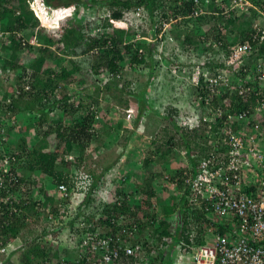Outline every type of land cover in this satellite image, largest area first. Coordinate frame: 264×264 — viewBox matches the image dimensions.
Returning <instances> with one entry per match:
<instances>
[{"label": "built area", "instance_id": "2783aa9c", "mask_svg": "<svg viewBox=\"0 0 264 264\" xmlns=\"http://www.w3.org/2000/svg\"><path fill=\"white\" fill-rule=\"evenodd\" d=\"M182 1L190 3L186 15L164 21L156 12L148 35L130 38L129 42L143 39L156 46L153 58L164 61L163 67L170 76L182 77L198 88L194 100L201 111L199 115L203 116L205 130L201 147L210 145L212 149L202 155L198 151L190 155L184 146L179 151L184 168L181 175L168 177L177 205L169 216L157 210L154 202L150 209L155 216L143 218L137 207L145 197L138 186H114L111 195L107 192L108 195L98 200L97 209L89 210L95 207V202H84L92 187V176L85 171L76 172L68 184L51 186L65 206L58 215L49 206L36 216L47 223V234L43 238L67 229L75 237L71 248L74 250L62 258H45L41 264H264V53H260L264 44V10L252 0ZM31 7L38 11L42 24L50 28L51 7L42 0H32ZM144 10L143 7L135 10V21L130 19L132 24L137 26L144 22ZM253 10L260 15L253 20L250 39L232 43L233 35L227 33L223 24L219 26L226 39L202 37L204 45L217 49L215 57L222 65H201L206 60L203 49L199 63L171 62L166 47L169 42H177L171 33L173 24L187 20L184 22L195 29L200 27L198 18L203 15L215 20L219 16L251 14ZM128 68L126 66L125 70ZM110 78H121V74L111 73ZM147 94L148 109L144 115L151 112L163 117L165 111L160 103ZM235 96L242 99V108L232 107L230 101ZM90 111L98 118L95 106ZM127 111L126 120L132 122L136 109ZM182 117L181 114L177 122L181 128L193 131L201 126ZM10 165L11 156L0 160V186H5V178H9L10 183L15 179ZM98 189L92 193L95 198L99 196ZM77 194H83V198L75 203ZM89 195L91 198V193ZM6 199L12 210L19 213L10 196ZM170 199L172 196L166 204ZM107 208L110 212H106ZM197 210L204 211L201 228L195 227L193 222L185 224L181 215L183 212L192 217ZM138 217L152 225L141 226ZM69 218L71 220L66 222ZM71 221L73 229L69 225ZM163 222L171 224L169 235L157 231ZM13 249L15 245L10 244L0 252L9 253Z\"/></svg>", "mask_w": 264, "mask_h": 264}, {"label": "trees", "instance_id": "16d2710c", "mask_svg": "<svg viewBox=\"0 0 264 264\" xmlns=\"http://www.w3.org/2000/svg\"><path fill=\"white\" fill-rule=\"evenodd\" d=\"M42 1L51 7L54 23V28L51 30L39 26V21L30 8L32 0H0V144L7 145L14 139L13 129L15 126L12 124L22 123L17 120L11 123L6 118L17 119L22 116V120L27 122L28 117L32 116L30 113H33L32 121L21 126L22 134L17 141L16 152H11L9 149L6 150V153L0 151V159L7 155L11 156V171L15 175V179L11 183L9 178H5V186H0V247L16 239L29 220L32 221L47 207L52 206L53 212L56 215L60 214L61 208L65 204L59 201L54 193L47 188L49 186H46L45 180H49L47 185L50 182L55 186L62 182L68 184L71 176L82 171L86 160V150L91 147L93 141L98 139V135L95 133L96 116L90 111L92 106L90 104L98 102L90 97L91 103H85L84 98H79L76 93L67 88L68 85L72 86L78 81V75L84 70L78 62L73 60H71L72 68H67L66 65L62 64L63 57H59L53 47L58 45V51L68 57L91 55L94 58L92 69L95 76L106 73L110 78L111 73H119L122 78L126 66H129L130 70L147 71L149 78L146 80V87L135 96L138 101L135 119V124H137L148 109L146 94L156 72L161 70L163 74L167 69L163 67L164 61L160 62L153 58L154 49H157L156 46L146 43L143 39L137 42H129L130 38L148 35L143 24L139 23L136 26L130 22L126 25L122 20L129 15L133 16L138 7H143L145 9L144 17L151 27L154 26L153 16L156 12L160 14L162 20L167 21L170 18L178 19L180 15H186L190 9L189 2H180V0ZM252 1L264 10V0ZM92 9H97L100 16L93 17L91 14L85 13ZM259 15L257 10H253L251 14H236L228 18L219 16L215 20L210 16L203 15L198 18L201 23L200 27L194 29L185 23L187 20H181L176 28L173 27L171 33L176 35L181 50L185 54H190L191 58L195 59L194 61L201 60L199 58L200 51L203 49L206 60L202 64L200 63L201 65H222L215 57V54L218 53L217 49L213 46L204 45L202 37L213 36L216 39H226L219 26L223 24L227 33L233 35L232 43L244 42L250 39L253 32L254 17ZM132 18L135 21V18ZM177 29L179 30L177 31ZM28 38H34L36 42L32 44V42L27 41ZM61 43L62 45H59ZM3 52H7V57H3ZM260 53H264V44L261 46ZM181 54L183 53L181 52ZM178 55L170 52L168 56H171L172 63L186 64L175 59ZM53 60H57L56 67L53 65L45 67L47 61ZM196 62L190 64H196ZM13 73L16 76H13ZM3 77L12 80L16 93L10 90L3 92L1 88ZM171 78L174 80L176 77L171 75ZM83 81L84 78H81V82ZM184 83L183 79H179V85L185 87ZM129 85V82L121 79L119 83H115V88L123 94L134 95L129 90ZM186 88L191 93L198 94V88H194L192 85ZM87 96L89 97V94ZM235 99L238 100L239 104L235 102ZM156 100L154 99V101ZM241 101L240 97L235 96L230 103L232 107L242 108L244 104ZM159 102L160 106L165 109L163 118L170 121L178 132L181 131L187 137L191 136V139L184 138L185 140H182L190 155L195 153L196 148H199L197 151L201 155L212 149L210 145L209 147L207 145L201 147L197 140H194L193 131L178 126L177 122L181 119V114L175 105L166 104L162 100ZM84 108L86 114L80 120L75 119L74 116L77 111H82ZM59 109H63L66 114L68 113L71 122L63 119L51 120V114ZM4 124L10 127L5 128L3 127ZM117 127L121 126L118 124ZM34 128L44 129V131L39 136L36 145L30 146L28 138ZM201 136L203 138V134ZM178 144L176 138L171 137L166 147L159 146L152 154L160 155L161 159L166 160ZM1 148L2 146H0V150ZM152 160L151 156L146 157V165L151 164ZM196 160L194 161L197 162ZM183 168L184 163L182 162L181 168L172 176L181 175ZM18 169L21 173L18 172ZM163 173L164 171L160 172V170L153 172L151 179L146 182V186H140L142 193L146 195L142 206L137 207L144 216L143 218L155 216V214H151L150 209L154 203L151 200L157 195L153 180ZM32 175L36 176L34 181ZM103 175L102 173L93 176L94 181L90 188L91 198H88L89 193L84 197V202H94L93 192L98 189L96 185ZM164 176L169 177L165 173ZM130 178V176H126L125 180H130ZM23 184L29 185L27 186L28 189L23 195L18 196ZM35 188L37 194L33 195ZM8 196H10L19 213L14 212L12 206L5 201ZM162 208L161 212L167 216L176 211L177 205L173 195L169 204L164 202ZM106 212H110L109 208L106 209ZM181 215L185 224L193 222L195 227H202L204 211L197 210L193 212L192 217L183 212ZM133 216L137 217L135 213ZM143 218L138 217L141 226L152 225L151 222L144 221ZM69 225L73 229L74 222L71 221ZM157 231H161L162 235H169L171 224L163 222ZM54 233L57 236L60 232ZM46 234L47 229L44 227L42 234L37 235V239ZM37 239L27 241L31 246L26 248L21 255V264H35L42 257L61 256L63 254L59 251L58 245L54 246L52 243H48L41 250ZM54 247L55 249L52 251Z\"/></svg>", "mask_w": 264, "mask_h": 264}, {"label": "rangeland", "instance_id": "374dc122", "mask_svg": "<svg viewBox=\"0 0 264 264\" xmlns=\"http://www.w3.org/2000/svg\"><path fill=\"white\" fill-rule=\"evenodd\" d=\"M87 13L91 14L93 17L100 16L98 15L97 9H92ZM132 17L133 16L129 15L122 21L126 25L130 24V19L134 20ZM146 20L147 19H144V22L142 24L144 26V29H146L148 32V29H150V24H148ZM179 24L180 22L173 24L174 28H176ZM179 29H177V31ZM174 37L176 40V35ZM27 41L32 42V44L35 43L34 38H28ZM59 45H62V43ZM57 46L58 45L54 46L53 49H55L54 51L59 55V57H63V65H66L67 68L70 69L73 65L71 60H73L78 62V64L84 70L83 73H80L78 75V81H76L75 84H73L72 86H67L69 91L76 93V96H78L79 98H84L85 103H91L89 99L90 97H93L98 102L90 104L92 106H95L98 110V118L95 119V124H97V126L95 127V133L98 135V139L97 141H93L91 143V147H88V149L86 150V160L83 164L82 171L92 174V181L94 180L93 176H96L101 172L104 173V176L98 184L99 189L97 192L99 196L97 198L94 197L95 207H93V205L89 210L93 211L97 209L96 204L98 203V200L104 198V195L106 196L107 192H110L111 195L113 193L112 189L114 188V186L144 187L146 186V182L151 179L153 172H157L158 170H160V172L164 171L165 175L171 176V174L173 173V168L175 167L174 165L180 161L178 153L183 147L182 140L188 138L191 139V136L187 137L181 131V133L178 132L176 128H174L172 123H170V121L165 120L163 117L157 116L155 113L149 112L145 115L143 124H139V126L135 128V130L131 133V136L129 138L131 141H129V144L125 145L124 142L126 141V134L118 129L119 127H117L116 123L118 122L116 121L118 119L119 121L122 120V122L126 120V116L128 113L127 110L129 108H134V110L137 109L138 101L135 96L139 94V92H141L144 87H146L145 83L146 80L149 78L147 71L139 72L137 70H130L131 68H128L127 70H124L122 78L118 79H111L107 76L106 73L95 76L92 69V63L94 58H92L91 55L80 57H68L58 51ZM166 49L169 53L174 52V55L176 54V56L179 54L178 57H176L175 59L182 63L194 65L190 63L196 62L194 61L195 59L193 60L191 58L190 54H185L181 50V46L178 42H169ZM181 52L183 54H181ZM3 57H7V52H3ZM51 65L56 67L57 60H53L51 62L47 61L45 67ZM57 69L59 70V68ZM13 76H16V74L13 73ZM175 77L176 80L174 79V81L172 80L170 73L167 70H165L163 74L161 70L157 71V73L155 74V78L153 79L152 85L150 84V86L153 87L152 89H149L150 92L147 95L151 99L154 98L158 101L162 100L166 104L171 103L173 105H177L179 113L182 114L183 117H188L186 120H188L189 123H201L200 127L193 130L194 135L192 134L193 136H195V138L192 136L194 140H197V142L201 145L203 144V138L201 135H204L205 131L202 125L204 121L202 119L203 116L199 115L198 108L195 105V94L191 93L186 88L189 87V84L182 77ZM81 78H84L83 82H81ZM121 79L130 83L129 90L134 95L123 94L120 90L115 88V83H119V80ZM179 79H183L185 81V87L183 85H179ZM1 81V88L3 92H5L6 90L14 91V93L17 92L15 91V86H13V82L11 79L3 77V80ZM135 83L137 85V88ZM81 88L86 89L82 90ZM88 94L89 97L87 96ZM85 112V108L82 111H77L74 116L75 119L80 120L83 115L86 114ZM30 114L33 116V113ZM32 116L28 117L27 122L32 121ZM55 119H63L67 122H71L70 118L68 117V113L66 114L63 109L56 110L51 114V120ZM6 120L11 123H13L14 120H17L22 123L12 124V126H15V129H13V133L15 134L14 139H12L7 145L0 144V146H2L0 151H2V153H6V150L9 149L11 150V152H16L17 141L19 140L22 134L21 126L27 122L22 120V116L17 119L6 118ZM127 123L128 121L126 122V124ZM8 126L9 125L4 124L3 127L9 128L10 126ZM43 131L44 129L39 128H34L31 131L28 138L30 146L36 145L37 141L39 140V136L42 134ZM171 137L176 138L179 144L172 150L166 160L161 159L160 155L152 154L154 151H156L157 147H166L168 140ZM198 149L199 148H196V151ZM145 156H151L153 158L151 164L146 165ZM110 165H113L111 169L107 171V173L106 171L104 172L106 167ZM18 172L21 173L19 169ZM164 173L163 175L157 176L156 179L153 180V186L155 187L157 195L155 198L152 199V201L155 200L156 209L160 211L163 209L162 204H164V202H166L170 198V196H172L171 194H173L172 191L169 189V186H171L169 179L164 176ZM126 176H130V180L123 181V178ZM35 179L36 176L32 175V180L34 181ZM45 181L46 186H49L47 185V182H49V180ZM27 186L29 185L23 184L20 187L21 194L19 193L18 196H21L23 195V193L26 192V190L28 189ZM50 191L52 192V190ZM36 192L37 189H33V195L37 194ZM142 194V197L144 196L146 198L144 193ZM77 196L78 198L75 199V203L82 200L83 194H77ZM62 215H59L58 217L61 218ZM69 220L71 219H67L66 222H69ZM44 227H47V223L45 221L38 220L35 217L32 221L29 220L28 224L25 226L22 233L16 238V240L12 242L10 241V244L14 243L19 246L18 249L15 250L12 254H9L8 251L0 252V264H21V255L23 254L26 248H29V246H31V244L29 243V245L27 241L37 239V235L42 234V229ZM51 238L52 239L50 240H52L53 242L60 243L62 249L67 246L70 248V250H74L71 248L73 246L72 244L75 237H72L71 232H69L67 229L62 230L60 235L53 236ZM10 244L9 242H7L6 246H9ZM1 248L3 247H0V249Z\"/></svg>", "mask_w": 264, "mask_h": 264}, {"label": "clouds", "instance_id": "9594fccd", "mask_svg": "<svg viewBox=\"0 0 264 264\" xmlns=\"http://www.w3.org/2000/svg\"><path fill=\"white\" fill-rule=\"evenodd\" d=\"M45 3V2H44ZM46 4V3H45ZM47 5V4H46ZM48 6V5H47ZM30 8H31V10L33 11V13H34V15L36 16V18H37V20L39 21V26L40 27H44V28H47L48 30H51V29H53L54 28V23H53V21H52V26L50 27V28H48L47 26H45V25H43L42 24V22H41V16H39V13L37 14V12L38 11H36L35 9H33V7H31V5H30ZM86 14H87V12H85ZM50 17H51V20H52V16L50 15ZM1 160V159H0ZM10 168H11V165H10ZM90 174V173H89ZM94 181V180H93ZM92 181V182H93ZM49 185V187H51V186H55V185H53L51 182L48 184ZM51 185V186H50ZM99 188V187H98ZM138 188L140 189V186H138ZM49 190H52L51 188H48ZM140 191H141V189H140ZM52 192L54 193V190H52ZM141 193H142V191H141ZM55 195V194H54ZM143 195V194H142ZM172 195V194H171ZM146 196V195H145ZM6 199V198H5ZM146 199V198H145ZM171 200V199H170ZM169 200V201H170ZM144 202V201H143ZM151 202H152V200H151ZM153 202H155V200L153 201ZM165 204H166V202H165ZM163 205V204H162ZM140 206H142V204L140 205ZM140 215H142V214H140ZM143 216V215H142ZM144 217V216H143ZM59 234L58 235H60L61 234V232H62V230H59ZM57 235V236H58ZM53 236H55V233H53L52 234V236L51 237H53ZM51 237H48L47 239H44L43 238V236H42V240H40V238L37 240V242H39V244H40V247H41V250H43L46 246H47V244L48 243H52L54 246L55 245H58V247H59V251L60 252H62L63 254L61 255V256H58V255H55V256H48V257H42V258H40L38 261H36L35 262V264H41V262H42V260L43 259H45V258H62L63 256H69V255H71L72 254V252H71V250L69 249V247H67V246H65L63 249L61 248V246H60V243H58V242H53L52 240H50V239H52ZM14 240H16V239H14ZM14 240H12V241H14ZM11 241V242H12ZM9 244H10V242H9ZM11 244H13V245H15V249H13L12 251H10L9 252V254H12V253H14V251L15 250H17L18 249V247L19 246H17L16 244H14V243H11ZM6 246V245H5ZM4 247V246H3ZM54 249H55V247L54 248H52V251H54ZM32 259H33V257H32Z\"/></svg>", "mask_w": 264, "mask_h": 264}, {"label": "crops", "instance_id": "0c3cea01", "mask_svg": "<svg viewBox=\"0 0 264 264\" xmlns=\"http://www.w3.org/2000/svg\"><path fill=\"white\" fill-rule=\"evenodd\" d=\"M258 12V11H257ZM254 19H255V17H254ZM176 107H177V105H175ZM178 108V107H177ZM138 110V109H137ZM137 110H136V115H135V118L132 120V122H129L128 121V123L126 124V122H127V120H124L123 122H122V120H120L119 121V119L118 120H116V121H118V122H116L117 123V125L119 124L121 127H119L118 129L121 131V132H124L125 134H126V141L124 142L125 143V145H128L129 144V141H131L129 138H130V136H131V133L135 130V128H137L138 126H139V124H143V122H144V117H145V115L142 117V120L139 122V123H137V124H135V119H136V116H137ZM164 120V119H163ZM184 146V145H183ZM185 147V146H184ZM127 157V156H126ZM146 157H148V156H145V159H146ZM181 165H182V162L181 161H179L178 163H176L174 166V168H173V173L171 174V175H174L175 174V172H177V170H179V168H181ZM113 165H110V166H107L106 167V173H107V171H109L110 169H111V167H112ZM103 172H101L100 174H102ZM104 174V173H103ZM104 176V175H103ZM103 176L99 179V181H98V183H97V185L96 186H98V184L100 183V180L103 178ZM168 176V175H167Z\"/></svg>", "mask_w": 264, "mask_h": 264}]
</instances>
